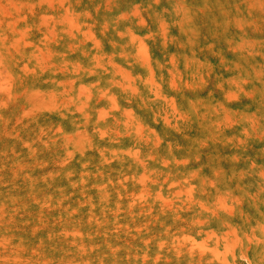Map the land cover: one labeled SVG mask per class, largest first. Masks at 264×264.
<instances>
[{"label": "rangeland", "instance_id": "rangeland-1", "mask_svg": "<svg viewBox=\"0 0 264 264\" xmlns=\"http://www.w3.org/2000/svg\"><path fill=\"white\" fill-rule=\"evenodd\" d=\"M0 264H264V0H0Z\"/></svg>", "mask_w": 264, "mask_h": 264}]
</instances>
